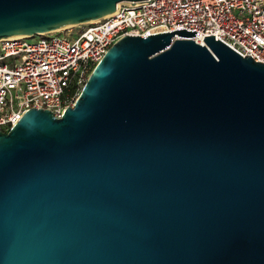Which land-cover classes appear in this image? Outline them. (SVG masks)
<instances>
[{
  "label": "water",
  "instance_id": "95a60500",
  "mask_svg": "<svg viewBox=\"0 0 264 264\" xmlns=\"http://www.w3.org/2000/svg\"><path fill=\"white\" fill-rule=\"evenodd\" d=\"M139 1L0 0V38ZM196 34L125 36L0 131V264H264V64Z\"/></svg>",
  "mask_w": 264,
  "mask_h": 264
},
{
  "label": "built area",
  "instance_id": "2783aa9c",
  "mask_svg": "<svg viewBox=\"0 0 264 264\" xmlns=\"http://www.w3.org/2000/svg\"><path fill=\"white\" fill-rule=\"evenodd\" d=\"M148 1L122 2L113 13L79 25L78 33L75 26L0 38V131L7 132L30 109L61 118L95 66L125 36L194 30L190 39L197 44L214 36L240 56L264 64V0Z\"/></svg>",
  "mask_w": 264,
  "mask_h": 264
},
{
  "label": "rangeland",
  "instance_id": "374dc122",
  "mask_svg": "<svg viewBox=\"0 0 264 264\" xmlns=\"http://www.w3.org/2000/svg\"><path fill=\"white\" fill-rule=\"evenodd\" d=\"M73 31H74V33H78L80 30H82V28H79L78 26H77V28H74V29H72ZM38 38V36H36V39Z\"/></svg>",
  "mask_w": 264,
  "mask_h": 264
}]
</instances>
